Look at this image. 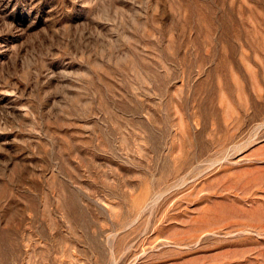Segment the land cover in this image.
Here are the masks:
<instances>
[{"label": "rangeland", "instance_id": "rangeland-1", "mask_svg": "<svg viewBox=\"0 0 264 264\" xmlns=\"http://www.w3.org/2000/svg\"><path fill=\"white\" fill-rule=\"evenodd\" d=\"M0 264H264V0H0Z\"/></svg>", "mask_w": 264, "mask_h": 264}]
</instances>
